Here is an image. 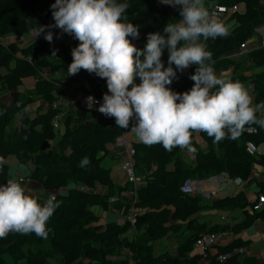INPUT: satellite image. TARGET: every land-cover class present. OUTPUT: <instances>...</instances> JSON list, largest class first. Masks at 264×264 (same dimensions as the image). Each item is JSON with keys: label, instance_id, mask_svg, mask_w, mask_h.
<instances>
[{"label": "trees", "instance_id": "obj_1", "mask_svg": "<svg viewBox=\"0 0 264 264\" xmlns=\"http://www.w3.org/2000/svg\"><path fill=\"white\" fill-rule=\"evenodd\" d=\"M211 1L229 8L242 3L246 6L242 13L233 12L235 24L228 28L230 35L210 38L206 42L207 50L212 53L216 74L225 73L234 67L236 72L228 79L242 84L250 82L253 105L264 102V70L250 75L239 74L240 67L231 58V55L238 52L240 45L264 25V0ZM54 2L55 0H0V38H20L33 31L39 32L42 26L53 25L55 22L51 5ZM118 2L129 5L123 16V22H126L125 18L144 8L148 0ZM179 20V10L173 17L168 7H160L150 21H129L139 26V39H133L136 40L135 45L143 49L148 33L159 31L163 34L167 23ZM71 43L76 47L79 41L73 37ZM247 56L249 59L245 66L257 64L264 67V56L260 48L250 51ZM162 60L167 67V49H164ZM71 62L70 48L48 42L44 37L25 47L15 42L0 45V161H3L0 165V184L8 181L10 166L6 163L7 160L15 158L20 167L29 170L31 182L56 194L54 203L58 205L47 222L46 237H38L35 233H10L6 238H0V264H5L6 255L12 259V264H46L43 253L31 249L46 246L61 259L62 264H128L126 260L115 258L117 250L121 248L129 251L133 264H220L217 257L226 254L230 257L222 264H264V261L256 257L234 253V249H244L249 245L248 241L240 237L243 231L257 221L264 224V205L259 210H252L259 202V197L264 198V180L252 177L254 165L264 168V152L256 154V149L264 143V129L253 125L238 139H224L219 143H214L207 133L199 131V138L207 144L209 150L198 149L194 141L192 167H188L178 157L173 159L179 147L166 151L161 144H133L138 161L146 158L154 165V170L138 186L133 203L124 194L128 188L125 179L122 182L115 181L112 167L104 164L116 138L125 130L118 127L113 118L107 122L90 120L84 110L77 109L78 125L72 130L67 126L63 136L57 140L51 125L57 112L48 109L44 114L37 113L32 119L23 118V125L18 133H7V126L13 115L30 105L32 99L28 98L27 102L20 104L15 98L12 103L6 104L2 102L1 95L4 92H17L25 79L35 80L33 95L47 105L58 97L70 96L75 91L97 94L107 88L106 79L83 69L76 75L68 76L67 69ZM195 69L196 65H192L183 73L178 71V79L169 87L179 93L190 90L194 81L189 77L194 74ZM58 74L66 77H51ZM136 82L139 83V80ZM257 115L260 116L261 113ZM232 145L236 147L228 150ZM250 146L255 149L253 153L249 151ZM214 148L218 152L212 151ZM136 171L140 174L139 167H136ZM214 174H222L228 179L236 178L245 182L247 187H254L256 200L253 202L241 191L235 196L212 203L214 208L241 210V222L231 226L208 227L206 224L196 223L194 216L205 205H202L200 198L182 192V186L193 177L205 178ZM97 185L105 192L96 191ZM82 186L89 190H81ZM63 190L66 192L61 193ZM38 201L42 205L46 203ZM131 205L138 211L133 224L124 221ZM95 208L104 213H118L123 222L108 221L100 224ZM224 230H231L234 239L227 244L215 246L216 254H210L208 250L198 251L194 247V241L200 233ZM131 232L135 235L129 238L128 234ZM171 233L177 239L175 253L156 255L153 242Z\"/></svg>", "mask_w": 264, "mask_h": 264}, {"label": "clouds", "instance_id": "obj_2", "mask_svg": "<svg viewBox=\"0 0 264 264\" xmlns=\"http://www.w3.org/2000/svg\"><path fill=\"white\" fill-rule=\"evenodd\" d=\"M158 2L178 8L180 20L167 23L163 34L148 33L143 49L132 43L139 39V26L123 22L129 5L118 0H55L51 5L55 23L42 26L37 36L44 33L52 42L53 33L44 31L48 27L77 39L68 76L83 69L106 79L108 92L98 111L114 117L118 127L130 128L147 146L161 144L171 151L188 147L193 131L205 132L219 143L238 139L253 125L264 129V102L253 105L241 82L218 76L214 70L206 42L227 37L228 28L214 18L204 0ZM164 49L167 67L162 60ZM192 65H196L189 77L194 81L192 88L173 91L169 85L178 79L177 72ZM87 100L91 107L98 103L91 96ZM57 207L52 199L42 205L19 182L9 179L0 184V238L10 233L46 237L47 222Z\"/></svg>", "mask_w": 264, "mask_h": 264}, {"label": "crops", "instance_id": "obj_3", "mask_svg": "<svg viewBox=\"0 0 264 264\" xmlns=\"http://www.w3.org/2000/svg\"><path fill=\"white\" fill-rule=\"evenodd\" d=\"M204 3H205V6L207 9L211 5L215 4V2L211 1V0H205ZM236 5L238 7V12L242 13L245 11V8H246L245 4L242 3V4H236ZM160 7H168L170 9L171 15L173 17H175V15L178 13L177 8H174V7H171L168 5H164V4H160L158 2V0H148V3L144 8L136 11L135 14H133L130 17H126L125 21L126 22L133 21V20L150 21L156 16V12ZM223 15L220 18H218L217 20L222 22L227 28L232 27L235 24V18L233 16L234 13L228 7L227 13H225ZM172 23H177V22H172ZM44 31L45 32L51 31L54 34V37L52 40L53 43L63 44L65 46H67L68 48H70L71 50L74 48V46L71 43L73 36L68 35L67 33H63L58 28H47V29H44ZM37 34H38L37 31H33L24 37L16 38L15 36H6V37H3V39H4L5 44H10L12 42H15L19 46L25 47L26 45H28L32 41H34L38 38L44 37V33H41L39 36H37ZM263 35H264V25L259 27L258 29H256L254 34L247 39L246 44L249 48V52L260 48L262 50L263 56H264V46H262L261 41H260L261 36H263ZM21 39H23V41H21ZM132 41H134L133 44H136V40H132ZM236 56H237L236 54L231 55V58L237 62V65H239L238 67L243 69V70H241L239 68V70H238L239 74L250 75L251 73L261 72L264 70V67L259 66L257 64H255V65L249 64V66H245V65H247L246 63H248L247 61L249 59V57L247 55H242V56H237V57ZM243 66H245V67H243ZM235 72H236V69L234 67H232L229 71H227L225 73H221L218 76H223L225 78H229ZM44 73H46V72H44ZM51 77H54L55 79H57L58 77L59 78H63V77L65 78L66 76L63 74H58V75H51ZM243 85L248 90L249 94L252 97V100L254 101L253 95H252V84L250 82H245V83H243ZM34 87H35V80L30 78V79H25L23 81V84L19 87L17 92H8V93L4 92V93H2V95H1L2 102L3 103L5 102L6 104L12 103L15 98H17L19 100L20 104L23 102H27L28 98L32 99V101H31L32 103L30 105H28L24 109L20 110L16 114H14L13 117L11 118V122L14 124L13 126L15 127V131L13 130L12 132H10L9 135H13V134L18 133V131L20 130V128L23 125V123H22L23 118L27 117L29 119H32L37 113L44 114L48 109H52V108H50V105H47L46 103H44V101L42 99L37 98L33 95L34 94ZM73 94L74 93H71L70 96H66V97H62V98L72 99ZM58 98H60V97H58ZM77 109H82V108H79L76 104H73V106H71L70 108H68L66 110L65 117L61 121V128L57 131L55 130L57 140L63 136V133H64L67 126L72 130L78 125L79 118L77 117V114H76ZM82 110H84L87 113L88 119H90V120L96 119V120H100L103 122H107L110 119V118H108V120H107V117L99 116L96 112H88L85 109H82ZM9 124L7 126V133H9ZM198 132L199 131H195V134H196L195 142H196L198 149L208 151L209 149H208L207 144H205L199 138ZM134 144H137V143H134ZM235 147L236 146L232 145V146L228 147V150L231 151ZM212 151L218 152L217 149H215V148L212 149ZM263 152H264V143L261 144L256 149V154H262ZM117 157L118 156H117L116 152L111 147V149L109 151V155L106 157L105 161L110 160L112 158H117ZM177 157L180 158L181 160H183L188 167L193 166L194 153H193L192 147L186 151H180L179 150L178 153L174 155L173 159H175ZM119 160H120V168H121V159H119ZM6 163H8V165L10 166L9 174H8V180L14 179L17 182H19L20 178L27 179V183H25V184H22L20 182L19 183L23 187H25L26 190H28L29 194L34 193L35 190L33 191L32 188L37 187L40 191L44 192L46 194V196H48L47 200H45L44 202H47L49 196L51 194H54V193L47 192V191L43 190L39 185H37L34 182H31V180L29 179V170L27 168L20 167L15 158H9ZM137 164H138V166H137ZM189 165H191V166H189ZM115 167H116L115 175L112 171L113 178L115 179V181H117V179H118L117 177L119 174L122 176V179H123L124 176H123L122 170L119 171L118 165H115ZM136 167H139V170L141 169V164H139V161L137 158H136ZM30 168H32V166H30ZM153 170H154V165L150 164V170L148 171V173H146V174L142 173L143 175L142 174H139V175L145 179V177H147ZM210 176H212V175H210ZM207 177H205V178H207ZM252 177L256 178L258 180H264V168L257 166V165H254L253 171H252ZM205 178L193 177L192 179L203 180ZM227 180L228 181H227L226 189L223 192H220V193L215 194V195H211L210 199H205V198H202L198 195H195L196 197L201 199L202 205H205V208L203 210H201V212H199L198 214H196L194 216V219H195L197 224H206L207 227L213 226V225L231 226V225L239 223L243 220V213L241 210L231 209V208H214L212 206L213 201H216L218 199L225 198V197L235 196L241 191H244L246 193L249 201L253 202L256 200L254 187L251 186L249 188V187H247L245 182H242L240 180L237 181L238 179H236V178H233V179L227 178ZM97 186H96V188H97ZM86 188H88V187H86ZM96 191H101V192L104 191L105 192L104 189L103 190H96ZM60 192L65 193L66 191L63 190ZM55 202H56V200H55ZM94 212L100 218L99 219L100 224L107 223L108 221H115V222H120V223L123 222V220L121 219V217L118 213H111V212L110 213L109 212L104 213V212H101L97 208L94 209ZM134 235H135L134 232H131L128 234V237L132 238ZM168 235H170V234H168ZM168 235H166V236H168ZM240 237H242L243 240L249 242V245L246 248H244V251H245L244 254L248 255V256L256 257L257 259L264 261V224L259 222V221L255 222L249 229L243 231L241 233ZM162 239H164V237L157 240L156 244H154L155 254L160 255V254H163L165 252L175 253L176 249L174 247H175V243L177 242L176 236H174V240H172V241L170 240V242H169V239H167V241L165 239L164 240H162ZM227 243L228 242H223L221 244L224 245ZM197 250L201 251L200 249H197ZM215 250H216V247L209 250L208 252L210 254L214 255V254H216ZM115 258L117 260H126L128 262V264H133L129 251L124 249V248L117 250V256ZM8 259L12 261V259L8 255L4 256L5 264L7 263Z\"/></svg>", "mask_w": 264, "mask_h": 264}, {"label": "built area", "instance_id": "obj_4", "mask_svg": "<svg viewBox=\"0 0 264 264\" xmlns=\"http://www.w3.org/2000/svg\"><path fill=\"white\" fill-rule=\"evenodd\" d=\"M230 10L232 12H238L237 5L232 6ZM208 11L214 15V18L218 19L223 14L227 13L228 7L214 4L208 7ZM53 37H54V34H53ZM21 41H23V39H21ZM260 41H261L262 46H264V35L261 36ZM3 44H5L4 39L0 38V45H3ZM248 53H249V48L245 42L244 44L240 45L239 50L236 53V55L242 56V55H247ZM44 75L47 76L46 73ZM106 92H108L107 88L97 94H85L83 92L76 91L74 92L72 99L62 98V97L57 98L55 101H53L50 104V108L57 111L56 116H54L51 121V125L53 129L57 131L61 128V121L65 117L66 110L70 108L71 106H73V104H76L79 108L85 109L88 112H96L99 116L106 117L98 111L100 103L103 102V99H102L103 95ZM90 96L94 97L95 101L98 102V103L93 104L92 107H91V104L90 106H88L87 98ZM108 118L110 119L113 118L115 120L114 117H107V120ZM134 122L135 121L133 120V123ZM195 137H196V134H195V131H193L191 133L189 146L184 147V148L179 147V150L186 151L190 149L192 147V143L195 141ZM134 143L144 144L136 138L134 133H132L129 128V129H125L123 134L119 136L118 138H116L114 145L112 147L118 156L117 158L121 159V170H122V173L125 179V183L128 186V188L124 191V194L129 198V200L132 203L136 200V192H137L138 186H140L144 182V178L140 176L136 171V154H135V149L133 148ZM254 150L255 149L250 146V149H249L250 153H253ZM227 181H228L227 178L222 174L220 175L215 174L212 176H208L207 178L203 180L190 179V180H187L183 184L182 192L190 194V195H194V196L198 195L205 199H210L211 195L218 194L220 192H223L226 189ZM19 182L22 184H25L27 183V179L20 178ZM82 190L88 191L89 188L82 187ZM96 190H103V188L100 186H97ZM49 199H52L55 202L56 195L51 194L48 200ZM110 201L112 202L113 199H110ZM262 205H264V198L259 197V202L253 206L252 210L253 211L259 210ZM137 212L138 211L136 207L134 205H131L126 215L124 216V221L133 224L134 217ZM233 239H234V234L231 230H224L222 232H214V233L203 232V233H200L196 237L194 241V247L196 249L209 251L213 249L215 246L221 245V243L223 242H230ZM244 252L245 251L243 248L234 249V253L244 254ZM228 257H230L229 254L218 256L217 261L220 264H222Z\"/></svg>", "mask_w": 264, "mask_h": 264}, {"label": "rangeland", "instance_id": "obj_5", "mask_svg": "<svg viewBox=\"0 0 264 264\" xmlns=\"http://www.w3.org/2000/svg\"><path fill=\"white\" fill-rule=\"evenodd\" d=\"M224 16V15H223ZM132 43H133V41H132ZM64 78V77H63ZM14 124L10 121V124H9V133L8 134H10V132H12L13 130L15 131V127L13 126ZM114 164H113V163ZM106 166H112V171H113V173H114V175H115V173H116V167H115V165H118V168H119V171L121 170V168H120V160H119V158H112V159H110V160H107V161H105V163H104ZM139 164H141V169L139 170L140 171V174H146V173H148V171L150 170V162L145 158V159H143V161L141 160L140 162H139ZM118 171V172H119ZM142 174V175H143ZM118 179H117V182L118 181H123V179H122V176L121 175H119L118 174V177H117ZM33 189V191L35 190V192L34 193H32L31 195H33L34 197H36V198H38L39 200H41L42 202H44L45 200H47V197L48 196H46V194L44 193V192H42V191H40L37 187H35V188H32ZM97 212V211H96ZM174 234L173 233H171L170 235H168V236H166V237H164V239L167 241V239H169V242H170V240L172 241V240H174ZM164 239H162V240H164ZM154 244H156V241L155 242H153ZM32 249V251H41L42 253H43V256H44V258H45V261H46V264H62V261H61V259L58 257V256H56L51 250H50V248L48 247V246H46V247H32L31 248ZM172 250V249H171ZM170 250V251H171ZM7 258V257H6ZM6 264H12V261L11 260H9L8 259V261H7V263Z\"/></svg>", "mask_w": 264, "mask_h": 264}]
</instances>
